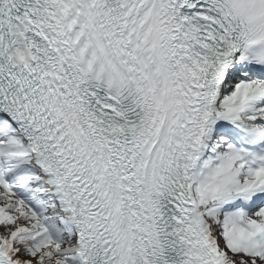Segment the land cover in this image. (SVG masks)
Listing matches in <instances>:
<instances>
[{
  "label": "snow or ice",
  "instance_id": "6c2138e0",
  "mask_svg": "<svg viewBox=\"0 0 264 264\" xmlns=\"http://www.w3.org/2000/svg\"><path fill=\"white\" fill-rule=\"evenodd\" d=\"M0 264H264V0H0Z\"/></svg>",
  "mask_w": 264,
  "mask_h": 264
}]
</instances>
